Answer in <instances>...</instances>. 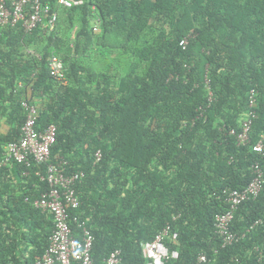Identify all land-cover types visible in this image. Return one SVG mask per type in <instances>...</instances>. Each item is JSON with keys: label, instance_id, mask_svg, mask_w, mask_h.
<instances>
[{"label": "trees", "instance_id": "1", "mask_svg": "<svg viewBox=\"0 0 264 264\" xmlns=\"http://www.w3.org/2000/svg\"><path fill=\"white\" fill-rule=\"evenodd\" d=\"M74 1L41 0L58 13L50 32L0 27V159L20 137L26 100L38 127L57 128L51 162L84 173L69 215L89 218L93 264L114 250L120 264H146L142 245L167 225L178 254L168 264H197L199 254L207 264H264L253 252L264 223L247 232L264 220V189L234 214L244 239L215 254L213 233L223 191L246 187L252 164L264 161L251 150L264 133V0ZM111 32L118 40L106 41ZM52 55L64 64V86L49 76ZM251 88L257 119L239 147L228 132L240 130ZM42 169L0 166V264H35L47 248L52 220L32 206L48 188L35 174Z\"/></svg>", "mask_w": 264, "mask_h": 264}, {"label": "built area", "instance_id": "2", "mask_svg": "<svg viewBox=\"0 0 264 264\" xmlns=\"http://www.w3.org/2000/svg\"><path fill=\"white\" fill-rule=\"evenodd\" d=\"M81 1L57 0V5L70 8L80 4ZM58 19L57 11L44 5L41 0H0V27H15L21 24L26 33H31L38 26L48 32L55 29ZM93 32H98V27H93ZM188 46V37L179 41V47L185 50ZM49 76L59 85H66L67 79L62 60L52 55L48 60ZM205 86L209 89L208 80ZM212 93L209 92V101ZM258 91L251 88L247 92L246 111L241 121L240 130L230 129L228 135L234 136L239 147L250 144V131L254 120L257 119ZM24 112V123L20 129L18 140L9 142L3 148L0 166L10 162L31 167L32 162L42 165L43 169L36 171L39 180L47 185V190L41 192L32 201V206L47 213L52 220V231L48 238V245L43 255L35 260V264H93L91 251L94 236L88 226L89 218L79 216L70 217L69 212L78 210L80 202L75 187L84 178L82 171L67 172V161L57 157L51 162V148L56 142L57 128L49 124L44 128L37 126L38 110L36 106L23 100L21 103ZM202 115V113L200 114ZM254 153L264 158V133L259 140L251 146ZM101 157L100 151L95 153V162ZM252 179L243 189L224 190L222 212L214 216L213 233L219 239L218 249L224 250L244 239L247 234L236 233L232 230L234 214L245 202L256 200L264 189V161L255 162L251 166ZM263 219L256 220L247 232L256 226L262 225ZM76 229L73 230L72 226ZM170 235V226L164 227L151 242L142 245L146 264H168L175 260L178 254L166 244ZM175 234L170 239L174 242ZM253 252L260 261L264 255V245L254 246ZM210 259L206 254H199L197 264H207ZM120 250L112 251L104 260L105 264H120Z\"/></svg>", "mask_w": 264, "mask_h": 264}, {"label": "rangeland", "instance_id": "3", "mask_svg": "<svg viewBox=\"0 0 264 264\" xmlns=\"http://www.w3.org/2000/svg\"><path fill=\"white\" fill-rule=\"evenodd\" d=\"M115 40H118V37L116 35L115 32H111L110 35H108L106 41H109V42H112V41H115ZM101 65L100 64H97V67H100ZM5 126H3L2 128L4 129Z\"/></svg>", "mask_w": 264, "mask_h": 264}]
</instances>
